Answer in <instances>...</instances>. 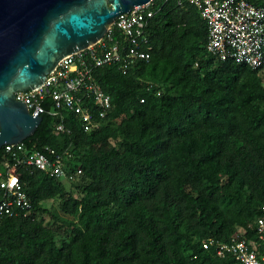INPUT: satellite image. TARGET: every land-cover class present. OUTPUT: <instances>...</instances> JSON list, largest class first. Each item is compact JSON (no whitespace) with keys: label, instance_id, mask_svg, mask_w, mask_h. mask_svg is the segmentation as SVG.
<instances>
[{"label":"trees","instance_id":"1","mask_svg":"<svg viewBox=\"0 0 264 264\" xmlns=\"http://www.w3.org/2000/svg\"><path fill=\"white\" fill-rule=\"evenodd\" d=\"M151 9L149 61L96 72L113 105L106 126L84 133L67 115L56 133L58 120L43 113L23 141L81 175L66 182L21 171L31 208L0 221V264H238L201 244L227 242L264 207V87L248 67L206 53L194 7L155 0ZM56 196L71 219L40 207Z\"/></svg>","mask_w":264,"mask_h":264},{"label":"built area","instance_id":"2","mask_svg":"<svg viewBox=\"0 0 264 264\" xmlns=\"http://www.w3.org/2000/svg\"><path fill=\"white\" fill-rule=\"evenodd\" d=\"M154 1L119 15L102 40L64 56L39 87L15 92L14 100L22 101L32 116L39 109V116L46 113L57 119L56 133L66 131L64 118L67 115L74 117L84 133L102 130L113 105L110 96L100 88L96 72L116 64L126 73L138 62L149 61L146 30L155 13L151 9ZM174 1L179 7L188 5L196 9L206 25L205 51L208 55L220 62L230 61L248 67L264 87V8L247 0ZM113 29L122 36L121 42L113 43ZM1 149L0 221L30 211L31 200L20 180L23 169L30 168L66 182H73L81 175L80 169H70L65 159L48 147L29 151L22 142L6 144ZM66 156L69 157L68 152H64ZM201 246L203 250H212L218 258L232 259L238 264H264V207L246 229L238 228L227 242L209 238Z\"/></svg>","mask_w":264,"mask_h":264},{"label":"water","instance_id":"3","mask_svg":"<svg viewBox=\"0 0 264 264\" xmlns=\"http://www.w3.org/2000/svg\"><path fill=\"white\" fill-rule=\"evenodd\" d=\"M150 0H0V149L32 136L30 115L14 93L36 89L64 56L96 44L115 19Z\"/></svg>","mask_w":264,"mask_h":264},{"label":"rangeland","instance_id":"4","mask_svg":"<svg viewBox=\"0 0 264 264\" xmlns=\"http://www.w3.org/2000/svg\"><path fill=\"white\" fill-rule=\"evenodd\" d=\"M205 57H203L204 59ZM205 58L204 60H206ZM66 190L69 191L70 188L67 186ZM74 196H77V193L75 191H72ZM62 200L60 196H56L55 198L47 201H43L40 203V207L42 209H47L51 213H55L59 218L61 219H71L64 211L62 207ZM36 219L38 221H41L43 225L49 226L53 229L56 239L59 240L60 238H65L67 239V234L63 232V229L58 228V224H53V221L48 215L45 214H36Z\"/></svg>","mask_w":264,"mask_h":264}]
</instances>
